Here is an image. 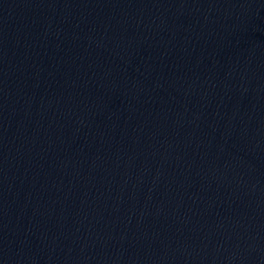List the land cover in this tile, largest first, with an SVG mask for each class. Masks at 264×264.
I'll list each match as a JSON object with an SVG mask.
<instances>
[{
  "label": "water",
  "instance_id": "obj_1",
  "mask_svg": "<svg viewBox=\"0 0 264 264\" xmlns=\"http://www.w3.org/2000/svg\"><path fill=\"white\" fill-rule=\"evenodd\" d=\"M0 264H264V0H0Z\"/></svg>",
  "mask_w": 264,
  "mask_h": 264
}]
</instances>
